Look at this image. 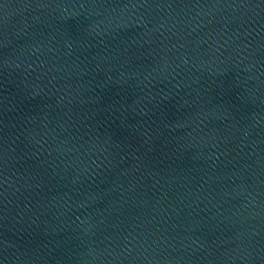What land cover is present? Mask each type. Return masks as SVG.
<instances>
[{"label": "water", "instance_id": "obj_1", "mask_svg": "<svg viewBox=\"0 0 264 264\" xmlns=\"http://www.w3.org/2000/svg\"><path fill=\"white\" fill-rule=\"evenodd\" d=\"M0 264H264V0H0Z\"/></svg>", "mask_w": 264, "mask_h": 264}]
</instances>
